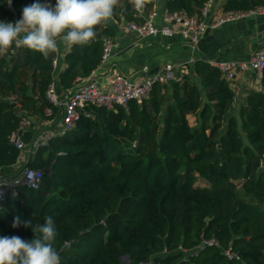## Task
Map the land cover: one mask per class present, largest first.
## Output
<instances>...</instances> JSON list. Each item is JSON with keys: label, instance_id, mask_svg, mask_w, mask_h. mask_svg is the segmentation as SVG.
Returning <instances> with one entry per match:
<instances>
[{"label": "trees", "instance_id": "1", "mask_svg": "<svg viewBox=\"0 0 264 264\" xmlns=\"http://www.w3.org/2000/svg\"><path fill=\"white\" fill-rule=\"evenodd\" d=\"M206 1L166 0L164 9L203 19ZM34 2L0 0V19L19 20ZM154 3L145 0L140 14L119 0L113 18L142 23ZM259 6L264 0H226L223 11ZM96 32L89 45L69 47L56 77L60 51L44 58L14 45L0 56L2 173L24 153L10 140L21 120L30 119L19 134L26 147L46 109L56 114L49 86L70 90L99 66L114 30L105 22ZM192 71L195 78L156 81L125 105H89L36 147L26 165L41 171V182L5 194L0 236L30 241L31 228H13L14 218L43 225L51 216L61 264H127L123 255L128 264H264V93L250 90L236 116L232 80L203 60Z\"/></svg>", "mask_w": 264, "mask_h": 264}, {"label": "crops", "instance_id": "2", "mask_svg": "<svg viewBox=\"0 0 264 264\" xmlns=\"http://www.w3.org/2000/svg\"><path fill=\"white\" fill-rule=\"evenodd\" d=\"M166 0H155L151 10L155 12L153 24L161 28L165 25L173 29L171 35L140 36L127 28L125 19L116 20L113 17L107 21L114 30L113 40L117 47L113 49L110 57L95 69L94 76L99 85L107 88L110 78L114 75L125 74L135 82H141L149 75L164 68L166 64L173 65L175 79L184 75L195 78L192 65L196 60L209 63L219 61H243L253 53L264 48V14L249 13L226 20L215 26H209L195 41L188 42L180 34L181 26L175 22H169L164 16V4ZM226 0H212L203 19L208 25L216 23L224 15L223 4ZM147 15L145 14L144 17ZM58 63L55 77L65 64L63 55L69 46L60 43ZM235 92L233 113L237 115L240 105L250 90H259L264 93V82L252 70H238L232 80ZM54 89L60 100L68 94L69 90H63L58 83ZM56 107V106H55ZM61 107H56V114L52 117L44 114V118L35 122L32 127V136L29 139L24 153L19 161L12 167L3 171L5 176L16 175L30 153L31 142L45 136L56 135L60 124ZM191 125L196 123L195 115L189 116ZM192 122V123H191Z\"/></svg>", "mask_w": 264, "mask_h": 264}, {"label": "built area", "instance_id": "3", "mask_svg": "<svg viewBox=\"0 0 264 264\" xmlns=\"http://www.w3.org/2000/svg\"><path fill=\"white\" fill-rule=\"evenodd\" d=\"M212 0H207L201 13L204 17L206 14L208 6L211 4ZM143 9V8H142ZM142 9L138 10L141 14ZM249 13H258L264 14V6H259L254 10L245 13H234V12H225L224 15L213 23L208 25L204 19H198L196 16H188L184 12H169L164 9L165 19L169 22L178 23L180 28V34L188 42L195 43L199 36L209 27L215 26L218 23H221L226 20H231L239 16H243ZM155 15V12L152 11L145 17L142 23L128 22L127 28L136 32L140 36H149V35H171L173 34V29L165 25L161 28L156 27L152 19ZM17 20H9L8 22H15ZM0 22H3L0 19ZM117 47V42L113 38H106L103 44L102 56L100 64L105 62L111 55L113 49ZM58 56L53 59L54 67L57 66ZM218 67L221 71L226 74L228 79L233 80L235 73L238 70H249L252 69L256 75L261 79L262 70L264 68V48L259 49L253 53L247 60L243 61H219L211 63ZM95 70L88 76L79 78L75 86L69 90L68 94L64 99L60 100L55 89L54 84L52 83L46 95L49 101L54 106L61 107L60 113V124L56 130V134H63L73 123L76 121L81 113H85V107L89 105L105 106L112 107L114 104L125 105L131 99H137L144 97L150 91L152 85L156 81H166L175 79L173 72V65L166 64L163 69L156 71L150 77L144 79L141 82H135L131 80L125 74L114 75L110 78L107 88L99 85L96 77L93 75ZM45 114L48 116H53V111L51 108H47ZM30 125L29 118H23L20 123L19 132H14L10 136V140L15 144V146L24 151L26 149L25 144L19 137L21 129L24 126ZM51 135L45 136L41 139H36L31 142L30 153L32 154L36 147L39 145H45L48 138ZM22 159L21 157L17 163ZM27 161V160H26ZM41 171L38 169L30 168L25 163L21 166L18 173L11 177L3 175L0 170V209L2 206V201L5 198V194L9 190L19 184H24L28 187L36 188L41 182ZM140 264V263H139Z\"/></svg>", "mask_w": 264, "mask_h": 264}, {"label": "clouds", "instance_id": "4", "mask_svg": "<svg viewBox=\"0 0 264 264\" xmlns=\"http://www.w3.org/2000/svg\"><path fill=\"white\" fill-rule=\"evenodd\" d=\"M11 7L12 0H5ZM119 0H36L22 9V16L13 22H0V56L14 45L23 46L44 58L59 52V44L84 47L97 35L96 27L109 21ZM137 10L145 0H131ZM23 223L31 228L33 238L25 241L19 236H0V264H61L55 247L58 231L51 216L41 225L31 219L16 216L13 228Z\"/></svg>", "mask_w": 264, "mask_h": 264}, {"label": "water", "instance_id": "5", "mask_svg": "<svg viewBox=\"0 0 264 264\" xmlns=\"http://www.w3.org/2000/svg\"><path fill=\"white\" fill-rule=\"evenodd\" d=\"M101 37V34L100 33H98L97 32V35H96V38H100ZM153 75V74H152ZM151 75H149V77H150ZM181 92H182V90H181ZM247 108V107H246ZM1 172H2V170H1ZM122 260L125 262V263H128L129 262V259H128V256L127 255H123L122 256Z\"/></svg>", "mask_w": 264, "mask_h": 264}, {"label": "rangeland", "instance_id": "6", "mask_svg": "<svg viewBox=\"0 0 264 264\" xmlns=\"http://www.w3.org/2000/svg\"><path fill=\"white\" fill-rule=\"evenodd\" d=\"M233 115H235L233 112H232ZM237 116V115H236ZM192 123V122H191ZM128 264V263H127Z\"/></svg>", "mask_w": 264, "mask_h": 264}]
</instances>
